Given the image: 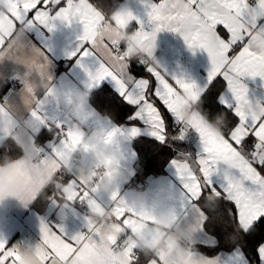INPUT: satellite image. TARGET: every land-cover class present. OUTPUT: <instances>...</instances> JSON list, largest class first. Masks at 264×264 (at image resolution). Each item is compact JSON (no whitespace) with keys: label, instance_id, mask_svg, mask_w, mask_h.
<instances>
[{"label":"crops","instance_id":"0c3cea01","mask_svg":"<svg viewBox=\"0 0 264 264\" xmlns=\"http://www.w3.org/2000/svg\"><path fill=\"white\" fill-rule=\"evenodd\" d=\"M112 1L117 3L108 13L99 7L104 16L103 27L107 29V37L115 42L123 41L126 36L130 38L126 43V57L132 60L128 71L133 77L150 78L146 71L149 66L169 82L173 77L182 78L196 83L202 90L208 88L211 65L206 52L190 50L178 33H157L147 25L138 30L130 20L113 24L112 18L121 9L130 10L141 20H146V9L141 0ZM6 7L7 0H0V11ZM3 24L5 28L11 27L10 21L5 20ZM81 32L78 23L68 26L56 22L53 31L38 26L26 33L20 28V40L26 36L32 46L43 50L49 64L46 62L42 69L37 67L33 72L15 56L0 61V102H13L12 115L0 123V140L12 137L22 147L18 158L0 165V238L9 245L19 246L18 264H40L34 250L42 244L41 220L62 225L68 235L81 238L77 247L89 249L83 259H68L65 264H200V250L194 248L199 244L198 224L178 212L176 193L170 184L169 161L163 174L142 181L139 190L132 187L144 161L140 160L135 139L113 132L117 126L127 127L128 122L116 123L90 102L93 90L108 84L117 92L115 85L105 80L91 88L84 71L76 66V59L68 58V53L78 47ZM39 62V55L32 58V63L39 65ZM7 78H19L21 85L6 84ZM152 83L155 84L154 79ZM244 83L250 99L264 104V81L246 78ZM199 100L192 89L177 88L172 115L176 121L185 118L192 126L200 125L219 143L224 132L198 108ZM34 106L40 119L30 115ZM52 125L62 126L54 137L57 148L64 141L70 147L61 149L58 156L47 154L35 161L40 150L37 139L44 132L41 128ZM68 132L72 133L71 139ZM185 133L184 147L195 156L199 151L198 134L195 130ZM140 137L153 140L146 133ZM149 146L146 142L143 150L150 157L154 152ZM77 150H80L78 154ZM99 165L106 168L102 176L94 173ZM238 166L239 158L233 156L222 159L219 165L225 176ZM64 169H68L67 177L60 175ZM51 180L54 187L45 206L34 205L36 197ZM89 187L97 191L85 196ZM114 194H118L115 199ZM90 200L95 203L90 204ZM117 208L137 213L129 216L133 221L128 229L135 236L133 243H137L136 238L141 240L149 248L158 250V256L145 255L132 261L127 250L111 252V245L126 232L117 219ZM91 218L98 222L88 232Z\"/></svg>","mask_w":264,"mask_h":264},{"label":"snow or ice","instance_id":"6c2138e0","mask_svg":"<svg viewBox=\"0 0 264 264\" xmlns=\"http://www.w3.org/2000/svg\"><path fill=\"white\" fill-rule=\"evenodd\" d=\"M141 2L146 9V20L139 19L130 10L121 9L111 22L118 24L130 20L138 30L147 25L157 33L180 34L190 50L207 53L211 65L208 88L202 90L196 83L182 78L173 77L169 82L149 66L146 71L150 78L133 77L128 71L132 60L118 56L116 42L107 37L103 13L93 0H7V7L0 11V61L15 56L33 72L37 67L42 69L46 62L49 64L45 52L32 46L26 36L21 41L19 29L24 28L28 33L39 26L53 31L56 22L68 26L78 23L82 28L79 45L68 53V58L76 59V66L84 71L91 88L110 80L124 103L133 108L127 118V127L117 126L113 132L127 134L132 140L146 133L175 153L169 160L170 184L176 193L179 214L198 224L200 264H264V104L250 99L244 83L246 78L264 81V0ZM5 20L11 22L10 28L4 27ZM37 55L40 56L39 65L32 63ZM25 78L26 74L23 83ZM218 82H222L218 94H209L202 100L203 93H210L211 87ZM177 88L192 89L210 116L219 113L227 116L228 125L219 143L200 125L192 126L199 137V151L195 156L184 147L187 134L172 115ZM12 109L13 102H0V123L12 115ZM30 115L40 119L36 106ZM169 117L171 122H168ZM61 128V125L41 128L44 132L38 139L36 134L35 139L45 155L58 156L61 149L70 147L68 141H64L58 149L54 142ZM67 135L71 139L72 133ZM10 140L11 137L0 140V151L5 145L11 148ZM228 156L238 157L239 166L225 176L219 165ZM142 159L147 174L152 161L147 152L142 153ZM96 191L89 187L84 195ZM213 195L218 203L209 211L204 205L207 197ZM38 199L37 196L35 200ZM115 211L127 231L133 225L129 216L137 213L123 208ZM210 225L217 226L215 231H209ZM40 231L42 244L34 250L40 264H65L68 259L87 256L89 249L77 247L81 238L68 235L62 225L41 220ZM246 237L253 239L246 240ZM230 238L236 242L230 243ZM201 247L214 249L213 254L201 251ZM19 258V246L9 245L0 238V264H18Z\"/></svg>","mask_w":264,"mask_h":264},{"label":"trees","instance_id":"16d2710c","mask_svg":"<svg viewBox=\"0 0 264 264\" xmlns=\"http://www.w3.org/2000/svg\"><path fill=\"white\" fill-rule=\"evenodd\" d=\"M93 1L106 13L110 12L113 6L117 3V2H113L112 0H93ZM221 88H222V82L214 83V86L211 87L210 89V93L206 92L202 97V100L209 94L211 96H216ZM90 102L100 111V113L104 115H108L118 124L127 123L128 122L127 118L130 115V113L133 111V108L125 104L123 98H121L120 95L114 89H112L108 84H103L99 88L93 90L90 94ZM197 106L202 111V113H204L210 120L214 121L218 125V127L224 132V129L228 125V120L225 113H219L214 116H210L208 111L203 107V102L201 101V99L198 101ZM168 122H171L170 117L168 118ZM146 142L150 144L149 147L152 148L154 153L150 156L152 164H151V170L148 171L147 174H145L144 162L141 164V168L137 174V177L142 181L146 180L147 178L163 174L165 172V166L167 162L175 155V153L170 148L165 146L160 147L158 143L147 137H139L135 139L134 143L136 144L138 151L140 153L139 156L141 161H144L142 159V153H144L143 145ZM9 144H11V148L5 145L3 150L0 151V165H5L9 163L10 161L18 158L22 153V147L12 137L11 140L9 141ZM52 186H53V180H51L42 190V192L39 195V199L34 202V205H37L38 207L45 206L48 196L50 195V192L52 190ZM215 203H218L216 201V197L214 195L208 196L204 207L208 208L209 211H211L212 205ZM216 227L217 226L210 225L209 231L210 232L215 231ZM259 238H260L259 236L255 237V239L257 240ZM245 239L251 240L253 238L246 237ZM229 242L235 243L236 241L230 238ZM248 247L251 248L252 245L249 244ZM194 248L199 249V244L194 245ZM201 250L205 251L207 254H213L214 251V249L210 247L209 248L201 247Z\"/></svg>","mask_w":264,"mask_h":264},{"label":"built area","instance_id":"2783aa9c","mask_svg":"<svg viewBox=\"0 0 264 264\" xmlns=\"http://www.w3.org/2000/svg\"><path fill=\"white\" fill-rule=\"evenodd\" d=\"M130 41V38L128 36L125 37L123 41L116 42V51L118 56H126V43ZM6 84H12L15 87L21 85V80L19 78H7L6 79ZM180 124L183 125L184 130L190 134L193 133V127L190 124L189 121H187L185 118L177 121ZM38 145L39 141L37 140ZM80 150H77L75 153L78 154ZM44 149L41 148L38 152V156L35 158V161L44 157ZM141 166H139L138 171L140 170ZM106 172V168L104 165H99L97 168L94 169V173L96 176H102ZM61 176L67 177L69 175L68 169H64L61 174ZM143 185L142 180L135 179L132 183V187L135 188L136 190L141 189ZM98 220L96 218H91L90 219V227L88 228V232L92 230V228L97 224ZM135 236L134 234L127 230L124 234H122L118 240H116L110 247L111 252L117 253L122 250H127L129 258L132 261H138L140 258L143 256H148V257H155L160 254V252L156 249H151L149 248L144 242L136 238L137 243L134 244Z\"/></svg>","mask_w":264,"mask_h":264},{"label":"water","instance_id":"95a60500","mask_svg":"<svg viewBox=\"0 0 264 264\" xmlns=\"http://www.w3.org/2000/svg\"><path fill=\"white\" fill-rule=\"evenodd\" d=\"M194 156V154H192Z\"/></svg>","mask_w":264,"mask_h":264}]
</instances>
